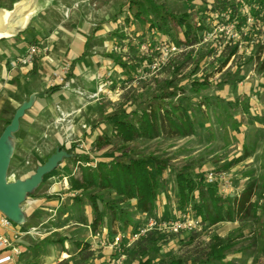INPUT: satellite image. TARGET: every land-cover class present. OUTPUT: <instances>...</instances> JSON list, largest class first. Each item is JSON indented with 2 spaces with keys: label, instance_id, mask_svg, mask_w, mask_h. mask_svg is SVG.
I'll return each instance as SVG.
<instances>
[{
  "label": "rangeland",
  "instance_id": "rangeland-1",
  "mask_svg": "<svg viewBox=\"0 0 264 264\" xmlns=\"http://www.w3.org/2000/svg\"><path fill=\"white\" fill-rule=\"evenodd\" d=\"M24 1L0 0V13L15 18L9 34H0V133L16 109L33 98L9 141L6 181L30 176L57 148L72 152L65 151L67 155L26 195L21 209L36 210L35 205L29 206L31 199L45 198L49 203L62 198V204L54 206L56 213L48 219L51 225L85 222V210L92 223L95 215L89 196L95 190L74 191L70 188L71 179H80L81 166L109 161L119 153V141L112 132L115 119L130 116L132 111L139 115L142 109L149 108L153 94H160L165 86L170 90L177 86L170 102L187 107L194 134L169 141L162 136L152 140L139 138L126 147L133 155L168 160L161 176L156 213L167 218L173 210H179L175 177L182 168L194 178L202 172L206 176L207 170L212 169L216 174L215 187L222 196L235 197L248 183L256 185L253 200L257 219L202 224L194 231L167 238L152 234L132 247L134 242L131 243L128 249L123 247L125 259L121 264H137L147 257L154 264H164L175 257L189 262L214 234L234 240L224 264H264V0H152L174 16L189 14L191 20L203 19L201 42L188 48L177 46L167 35L141 24L128 8L130 0H90L77 12L85 16L86 24L61 21L62 11L65 18L70 13L64 10L65 6L61 12L51 7L33 17L31 4L16 5ZM224 2L234 5V10L220 11L215 3ZM78 28L84 35L92 33L84 48L92 81L87 76L79 83L66 69L59 75L49 74L50 64L44 66L40 60L45 54L53 62L56 54L51 51L52 42L55 46L57 41L62 42L59 37L63 31ZM32 44L38 48L32 63L19 64ZM232 48L236 49L235 54L224 63ZM59 60L56 61L61 66ZM67 64L69 60L63 62V66ZM175 65L179 68L176 72ZM195 80L203 85L193 87L191 82ZM56 84L61 85L65 97L59 98L58 93L49 99L36 97L37 92ZM98 136H107L112 143L97 148ZM79 154L89 156L91 161L79 160ZM230 162L233 164L226 168ZM102 195L103 201L98 200L100 226L116 234L125 220L115 219L105 202L118 203L120 199L113 193ZM40 205L38 210L25 214V227L38 226L51 215L44 203ZM118 206L132 212L125 232L145 222L144 216L133 214L131 205ZM26 239L32 254L45 249L35 237ZM117 254L116 251L113 257L109 255L107 262ZM77 255L80 258L70 264H84L87 257H95L86 244Z\"/></svg>",
  "mask_w": 264,
  "mask_h": 264
},
{
  "label": "trees",
  "instance_id": "trees-1",
  "mask_svg": "<svg viewBox=\"0 0 264 264\" xmlns=\"http://www.w3.org/2000/svg\"><path fill=\"white\" fill-rule=\"evenodd\" d=\"M143 3L130 0L128 8L133 10V16L141 24H148L150 31H155L160 35H167L177 46H182L183 48L193 47L201 42L199 32L205 29L203 19L191 20L189 14H184L180 17L174 16L164 11L161 6L152 0H145ZM215 5L220 11L229 9L231 12L234 10V5L230 4L227 6L225 2L215 3ZM179 34L181 35L180 39L178 38ZM235 52L236 49L232 48L225 57L224 63ZM78 59L76 58L72 62L74 63ZM173 69L174 72L179 70L178 65H175ZM191 85L196 87L203 84L201 81L195 80L191 82ZM58 89V85L50 86L41 92H37L36 97L48 98ZM176 89H178L177 86L173 87L172 90H170L169 86H165L160 94H153L149 98V108L142 109L139 115L132 111L131 113L133 114L130 116L126 115L124 118L115 119L112 122V132L119 141V153H115L109 161L99 160L94 165L81 166L80 179H71L70 188L74 191L95 190L89 196L91 200L90 207L95 215L91 223L92 230H95L102 223L98 200L103 201L102 193L104 192L113 193L115 197L120 199L118 203H127V208L131 205L133 214L148 217L156 215L157 198L162 186L161 176L163 170L169 165L168 160L158 156L133 155L132 150L126 147L139 138L152 140L162 136L164 140L169 141L194 134L193 119L187 107L177 101L170 102L176 96ZM179 90H183V88L179 87ZM167 102H169V106H166ZM113 118L114 116L111 119ZM97 143V148H100L106 144H111L112 140L107 136H98ZM61 149L64 148L61 147ZM65 151L71 153L72 149L68 148ZM76 157L85 163L91 161L89 156L84 154H79ZM232 164L233 162H230L225 167L228 168ZM194 177L189 172H186V168H182L176 174V193L179 210H185L189 207L199 217L201 224L209 226L224 221H243L249 217L257 219L255 217L257 204L253 200L256 185L253 182L248 183L240 195L231 197L219 194L218 188L215 187V182L207 183L204 172L198 178ZM118 203L115 200L105 202L115 219L123 220L124 218L125 222L122 223L120 232H125L126 222L130 221L129 218L132 212H129L126 208H120ZM261 210L264 211V205L263 207L261 206ZM185 233L167 234L158 230H149L139 236L131 247L141 243L152 234L160 238H167ZM40 243L46 245L51 244L52 241L47 238ZM233 245L234 240L231 238L214 234L205 246L199 250L198 255L189 262L181 257H175L164 264H224L226 253ZM137 264L154 263L152 258L147 257L141 259Z\"/></svg>",
  "mask_w": 264,
  "mask_h": 264
},
{
  "label": "crops",
  "instance_id": "crops-1",
  "mask_svg": "<svg viewBox=\"0 0 264 264\" xmlns=\"http://www.w3.org/2000/svg\"><path fill=\"white\" fill-rule=\"evenodd\" d=\"M24 2H17L16 5L21 4L25 6L31 4L30 15H34L33 17H38L39 15L44 14L45 10L51 7H54L61 12L63 7L65 6L64 10H67L70 13L67 14L68 16L65 14V18L63 15L64 11H62L61 21H65L66 19V21L70 20L74 23H87L86 19L84 18L85 16L82 17L77 12L81 7L83 8V5H88L90 3V0H25ZM14 22L15 18L13 16L0 13V34H9V30L13 27V25L11 24ZM38 30H40V28H38ZM83 32L84 31L80 30L79 28L70 31L66 30L63 31L61 33V36L59 37L61 38L62 42L57 41L55 46H52V42L51 51L52 53L56 54V56H54L55 60H52L53 62H49V59L46 58L45 54L40 58L42 65L47 66L46 63L50 64L49 67L47 66L49 74L56 73L59 75L63 73L66 67H68L66 70H68V73L74 77L76 82L79 83L80 81H83V77L86 78L87 76L88 80L92 81V76L88 75V71L90 72V66H88L87 59L84 58V48L86 49L87 41L91 37L92 33L89 32L90 34H86V36L83 34ZM100 33L102 32H98V34ZM56 52H59L60 55ZM60 58H63L65 60H59ZM76 58L79 59L73 63L72 61ZM56 60H59L61 66H63V62H67L68 60L69 64L61 67L59 64H57ZM58 86L59 89L55 93H58L59 98L65 97V94H63L61 91V85L59 84ZM55 93L51 94L50 97H53ZM50 97H48L47 99H49ZM43 99L45 98H39V100ZM33 200L34 202H28L30 207L35 205V209L38 210L41 206L40 204L44 203V205H46V208L44 209L51 215H49L46 220L41 221L38 226L32 225L24 227L23 225V227H37V236H27L35 237V240L37 241H43L47 238H50L52 243L46 244L45 249H41L39 253L33 251L34 253L32 254L30 252V243L26 239L27 236H24L19 243L21 248L20 255L12 256L9 261L0 264H70L73 260H75V258H80L77 254L82 250L85 244L88 246V250L91 252V254H94L95 257H87V260L84 261V264H107V260L109 259V257H113L112 254L115 252L113 250H110L108 242H110V238L114 234L106 226L99 225L95 230H92L91 225H89L91 223V220L88 215V210H85V222L79 220L77 222L69 224L61 223L60 225L54 226L48 222V219H50V217H52L56 213V210H54V206L56 205V207H59L62 204L63 199L61 198L59 201L58 199H56L49 203L45 198ZM36 210H29V208L27 207L24 208V213L27 214L31 211ZM50 210H53V212L51 213ZM40 227L43 228L40 230ZM111 233L113 234L112 236ZM6 254V251L2 253V255Z\"/></svg>",
  "mask_w": 264,
  "mask_h": 264
},
{
  "label": "built area",
  "instance_id": "built-area-1",
  "mask_svg": "<svg viewBox=\"0 0 264 264\" xmlns=\"http://www.w3.org/2000/svg\"><path fill=\"white\" fill-rule=\"evenodd\" d=\"M67 15V14H66ZM38 53L36 45L32 44L25 51L24 55L19 59V64H31L34 56ZM68 67H66L67 69ZM216 174L211 169L207 170L205 181L212 183L216 181ZM64 184L68 187L66 178L63 179ZM29 202H34L33 199ZM55 210V209H54ZM52 213L53 210H50ZM144 216L145 222L136 229H130L127 232H117L110 238L108 242L109 247L117 251V256L111 258L107 264H121L125 259L124 248H128L139 236L145 234L149 230H158L167 234L185 233L198 229L202 224L191 209L173 210L171 215L167 218H162L160 214L156 213L155 216ZM27 235H38L37 227L24 228L23 224L18 225L13 223L0 211V263L9 261L12 256H19L21 248L19 243L22 238ZM6 251V255L2 253ZM115 254V253H114Z\"/></svg>",
  "mask_w": 264,
  "mask_h": 264
},
{
  "label": "water",
  "instance_id": "water-1",
  "mask_svg": "<svg viewBox=\"0 0 264 264\" xmlns=\"http://www.w3.org/2000/svg\"><path fill=\"white\" fill-rule=\"evenodd\" d=\"M32 99L16 109L10 122L0 133V211L13 223L18 225L25 223V213L21 209V204L26 195L31 194L42 182L43 177L57 166L63 156L67 155L64 150L57 148L44 163L35 168L30 176L25 179H17L13 182L6 181L10 151L9 141L12 134L18 130L19 119L23 115L24 110L31 106Z\"/></svg>",
  "mask_w": 264,
  "mask_h": 264
}]
</instances>
